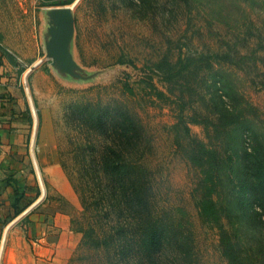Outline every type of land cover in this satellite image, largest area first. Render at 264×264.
<instances>
[{"label":"rangeland","instance_id":"1","mask_svg":"<svg viewBox=\"0 0 264 264\" xmlns=\"http://www.w3.org/2000/svg\"><path fill=\"white\" fill-rule=\"evenodd\" d=\"M51 1L0 0V63L10 67L6 72L33 133L35 169L29 163L24 170L34 173V187H20L32 199L41 191V199L50 198L49 207L66 210L79 234L58 264H227L219 228L198 213L197 199L205 189L200 168L188 157V135L217 150L213 196L223 206L222 224L246 261L261 264L264 183L257 177L251 187V178L264 163V0ZM63 4L73 12L71 52L86 78L60 74L46 56V11ZM87 102L120 105L146 132L142 161L161 223L154 258L126 248L127 242L108 252L82 243L79 228L89 220L105 221L93 199L99 179H93L92 148L101 137L71 109ZM224 114L238 121L215 129L211 122L219 127ZM40 148L55 153L76 205L57 192L37 163ZM16 229L22 238L32 237ZM24 251L22 246L20 264L30 262Z\"/></svg>","mask_w":264,"mask_h":264},{"label":"trees","instance_id":"2","mask_svg":"<svg viewBox=\"0 0 264 264\" xmlns=\"http://www.w3.org/2000/svg\"><path fill=\"white\" fill-rule=\"evenodd\" d=\"M71 1L52 0L50 4ZM127 88L131 90L128 85ZM72 105L74 115L83 117L87 127L97 131L101 137L98 147L93 145L92 148L93 179H99V193L94 195L93 199L97 208L95 212L105 221L97 225L95 222L99 220H89L86 228H79L83 231L82 243L94 248H103L108 252V249L111 250L119 243L127 242L124 245L126 248L154 258L160 244L161 223L151 197L153 185L150 171L142 161L148 143L143 126L118 104L112 106L87 102ZM217 121L220 128L216 126L217 122L212 121L211 124L219 130L237 122L238 117L224 114L219 116ZM188 138L192 143L188 157L200 168V184L205 189L196 203L199 216L219 228V243L227 264H260L246 261L240 247L222 224L223 206L213 196L219 181L217 150L202 139L190 135ZM252 157L249 166H254ZM257 168H260V173L256 169L258 173L252 176L251 187L257 183V177L259 182L264 183V163ZM13 195V212L3 220L4 223L21 213L31 202L17 187L13 189ZM80 196L83 207L88 211V201ZM131 226L134 227L130 233ZM261 264H264V261Z\"/></svg>","mask_w":264,"mask_h":264},{"label":"crops","instance_id":"3","mask_svg":"<svg viewBox=\"0 0 264 264\" xmlns=\"http://www.w3.org/2000/svg\"><path fill=\"white\" fill-rule=\"evenodd\" d=\"M7 69H10L9 65L0 63V264H20L18 258L22 246L26 253L22 257L26 261L28 255V264H58L76 245L79 234L71 228L70 215L66 210L56 205L49 207L50 198L41 199V191L34 199L27 192L34 187V173L28 174L24 170L29 163L35 169L29 141L33 133L28 128L26 108L20 105V94L11 85L13 76L6 72ZM43 150L40 148L35 154L37 163L49 172L57 192L76 205L75 192L64 177L55 153ZM20 185L27 190L23 191ZM15 187L31 202L21 213L4 223L3 220L13 212ZM16 225L32 237L25 239L19 236Z\"/></svg>","mask_w":264,"mask_h":264},{"label":"water","instance_id":"4","mask_svg":"<svg viewBox=\"0 0 264 264\" xmlns=\"http://www.w3.org/2000/svg\"><path fill=\"white\" fill-rule=\"evenodd\" d=\"M47 29L45 39L46 56L51 65L63 75L73 78H86L82 68L71 52L74 31V17L68 4L52 5L47 11Z\"/></svg>","mask_w":264,"mask_h":264}]
</instances>
